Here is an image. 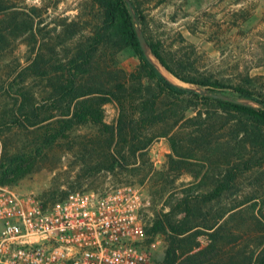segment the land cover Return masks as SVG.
<instances>
[{"label": "rangeland", "instance_id": "obj_1", "mask_svg": "<svg viewBox=\"0 0 264 264\" xmlns=\"http://www.w3.org/2000/svg\"><path fill=\"white\" fill-rule=\"evenodd\" d=\"M126 1L149 60L190 93L161 91L116 43L80 64L101 17L92 0H0V181L26 154L30 169L7 185L45 207L74 193L138 188L152 223H188L176 264H257L264 129L219 100L262 108L230 88L264 102V0ZM148 41L182 78L226 88L177 79Z\"/></svg>", "mask_w": 264, "mask_h": 264}, {"label": "built area", "instance_id": "obj_2", "mask_svg": "<svg viewBox=\"0 0 264 264\" xmlns=\"http://www.w3.org/2000/svg\"><path fill=\"white\" fill-rule=\"evenodd\" d=\"M151 201L134 187L69 195L45 207L0 184V264H160Z\"/></svg>", "mask_w": 264, "mask_h": 264}, {"label": "trees", "instance_id": "obj_3", "mask_svg": "<svg viewBox=\"0 0 264 264\" xmlns=\"http://www.w3.org/2000/svg\"><path fill=\"white\" fill-rule=\"evenodd\" d=\"M92 1L100 8L101 17L99 24L96 26L93 32L92 43L88 45L78 56V62L80 64L85 66L90 65L98 48L105 46L106 44L116 43L120 48L126 47L131 49L139 62L141 70L145 73L148 79L157 85L161 91L170 95H185L190 93L188 90H185L184 88H181L169 81L160 72L159 68L149 60L141 44L130 6L126 0ZM136 10L140 14L139 9L136 8ZM141 20L144 21V18H141ZM148 46L161 66L177 79L205 88H226L225 85L219 82H212L208 79L187 80L182 78L170 67L157 44L148 41ZM68 87L69 86L62 87V92H64ZM72 88L73 87L71 85V89ZM228 88L230 87L228 86ZM230 89H233L243 97L251 99L257 104H260L262 108L239 105L222 100H219V104L227 110L235 111L243 115L259 130L264 129V102L259 98L260 96L245 88L233 87ZM33 160L34 158L32 156L18 154L17 157L10 162L9 168H7L1 175L2 178L0 183L2 185H7L9 182L18 178L20 174L22 175L27 172L30 169V165ZM18 167L20 168V171L18 170ZM150 230L154 233H168L170 238L169 246L165 252V257L161 264H176L179 257V252L181 251L185 241L182 237L189 231L188 223L181 222L178 224H166L165 221L156 220ZM257 264H264V251L260 254Z\"/></svg>", "mask_w": 264, "mask_h": 264}]
</instances>
